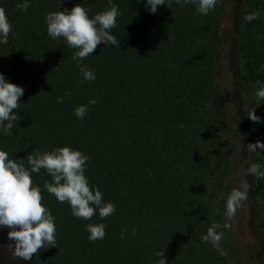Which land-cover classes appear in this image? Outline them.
<instances>
[{"label": "trees", "instance_id": "16d2710c", "mask_svg": "<svg viewBox=\"0 0 264 264\" xmlns=\"http://www.w3.org/2000/svg\"><path fill=\"white\" fill-rule=\"evenodd\" d=\"M20 3L0 0L12 25L0 36V73L24 88L12 134L0 128V150L26 166L35 149L80 150L90 158V186L116 206L103 220L98 210L77 219L44 189L52 181L46 170L33 173L55 217L57 242L40 249L35 264H158L159 251L167 264H264V179L247 171L251 163L264 166V149H246L264 143V100L256 96V82L264 84V0H218L207 15L195 3L166 0L153 14L146 0H112L120 15L111 31L120 46L101 43L81 61L95 72L92 81H82L76 49L48 35L45 16L81 4L91 17L108 0H30L27 11ZM252 12L259 18L242 20ZM223 54L242 89L238 128L222 84ZM80 105L89 109L82 120L74 114ZM249 108L261 122L248 117ZM247 178L249 202L227 220L228 195ZM89 223H105V238L90 241ZM213 223L222 226L226 255L202 239Z\"/></svg>", "mask_w": 264, "mask_h": 264}, {"label": "clouds", "instance_id": "9594fccd", "mask_svg": "<svg viewBox=\"0 0 264 264\" xmlns=\"http://www.w3.org/2000/svg\"><path fill=\"white\" fill-rule=\"evenodd\" d=\"M140 2L141 0H137V3ZM175 2L182 6L195 3L197 13L207 15L215 10L218 0H175ZM108 3L109 7L106 10L91 17L90 10L81 4H77L70 11L64 9L49 12L45 16L48 35L53 39L63 38L69 47L76 49L72 60L82 74V81L96 79L95 72L89 70L81 61L93 54L99 44L120 46V41L111 31L116 27L120 15L119 7L113 4L112 0H108ZM165 4L166 0H146L145 7L154 14L158 6ZM30 6V0H23V3L17 5V9L27 11ZM259 15V12L245 14L242 20L251 22L258 19ZM11 31L12 25L6 10L0 7V36L7 37ZM256 83L257 99L264 100V84L260 81ZM23 95V87L9 82L4 74L0 73V128H3L7 135L12 134L14 122L19 118L13 110L19 108V101ZM65 95H71L70 91ZM63 101L64 97H57L58 103ZM88 103L95 105L97 101L90 99ZM88 110V105H80L75 108L74 114L82 120ZM247 115L253 122H261L255 108H249ZM246 149L249 153H255L257 149H264V143L257 140L255 143H249ZM89 159L88 155L70 146L58 147L43 153L35 149L28 154L26 158L28 166H26L25 159H10L7 151L0 150V227L10 229L8 239L15 243L14 245L9 243L7 250L14 258L31 260L40 249L57 246L55 217L42 203V190L39 186H34L32 178V174L39 173L41 169L46 170L52 177L51 182L44 184V189L53 194L60 203L67 202L75 218L90 220L98 210L103 220L115 213L116 206L111 202H104L99 188L93 189L90 186L89 178L85 174ZM247 171L257 179H264V166L260 163H251ZM249 189L250 185L243 184L241 188H234L228 195L225 205L227 220H232L242 202L248 199ZM106 228L105 223L87 224L86 230L90 234L88 239L92 242L104 239ZM221 228L219 223H213L202 239L204 242H210L221 255H226L220 247L224 233L222 230L217 231ZM136 231L135 228L132 229L133 236ZM127 234V229L122 230L121 239L126 238ZM156 255L160 257L158 264H167L164 251H159Z\"/></svg>", "mask_w": 264, "mask_h": 264}, {"label": "rangeland", "instance_id": "374dc122", "mask_svg": "<svg viewBox=\"0 0 264 264\" xmlns=\"http://www.w3.org/2000/svg\"><path fill=\"white\" fill-rule=\"evenodd\" d=\"M227 28V27H225ZM226 32V29H225ZM223 77L222 84L225 90V96L227 101V107L229 110L230 118L233 121V127L238 128L240 123L244 119V106H243V98H242V89L239 82L236 81L235 75L233 73V65L231 66V57L228 54H223ZM230 68L232 72L230 71ZM248 184L249 180L242 181L240 185ZM240 186V188H241ZM250 191V189H249ZM248 191V193H249ZM248 195V194H247ZM249 202V197L246 200ZM249 211V207L246 206ZM246 231L249 233L248 227L246 225ZM8 233L5 227H0V264H35L36 254L33 255L31 260H22L16 259L13 257L12 253L7 250V245L12 243L14 245V241H9Z\"/></svg>", "mask_w": 264, "mask_h": 264}]
</instances>
